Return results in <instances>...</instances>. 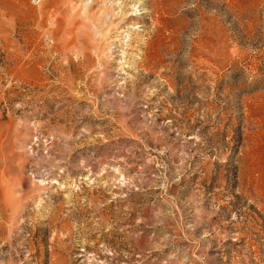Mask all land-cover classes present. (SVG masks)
I'll list each match as a JSON object with an SVG mask.
<instances>
[{"label":"rangeland","instance_id":"1","mask_svg":"<svg viewBox=\"0 0 264 264\" xmlns=\"http://www.w3.org/2000/svg\"><path fill=\"white\" fill-rule=\"evenodd\" d=\"M0 264H264V0H0Z\"/></svg>","mask_w":264,"mask_h":264},{"label":"bare ground","instance_id":"2","mask_svg":"<svg viewBox=\"0 0 264 264\" xmlns=\"http://www.w3.org/2000/svg\"><path fill=\"white\" fill-rule=\"evenodd\" d=\"M77 4H78V3H77ZM45 6H46V5H45ZM88 6H89V5H88ZM90 7H91V6H90ZM81 8H82V7H80V9H81ZM75 9L77 10V8H75ZM85 9H86V8H85ZM88 9H89V8H87L86 10H88ZM104 9H105V8H104ZM106 9H107V8H106ZM55 11H56V10H55ZM84 11H85V10H84ZM74 12H75V11H74ZM76 12H77V11H76ZM76 12H75V14H76ZM82 12H83V11H82ZM85 13H86V11H85ZM85 13H84V14H85ZM92 14H93V13H91L90 15H92ZM110 14H111V13H110ZM56 15H57V13H56ZM90 15L88 14V16H90ZM57 16H59V15H57ZM79 16H81V15H79ZM88 16L85 15V17H87V18H88ZM69 17L72 18V16H69ZM85 17H84V19H85ZM54 18H55V17H54ZM54 18H53V19H54ZM71 18H70V19H71ZM89 19H91V18H89ZM81 20H82V19H81ZM86 20H88V19H86ZM54 21H55V19H54ZM68 21H69V19H68ZM90 21H91V20H90ZM81 23H82V22H81ZM67 25H68V24H67ZM75 25H76V24H75ZM83 25H84V24H83ZM68 26H69V25H68ZM70 26H71V25H70ZM72 26H73V25H72ZM72 26H71V27H72ZM85 26H86V25H85ZM79 27H80V26H79ZM79 29H80V28H79ZM82 29H83V26H82ZM67 31H68V29H67ZM80 31H81V30H80ZM54 32H55V31H54ZM62 33H63V32H62ZM80 34H81V33H80ZM75 35H76V34H75ZM78 35H79V34H78ZM78 37H79V36H78ZM69 38H70V36H69ZM76 39H77V38H76ZM76 39H75V40H76ZM66 41H67V40H66ZM77 42H78V41H77ZM78 45H79V43H78ZM75 48H76V47H75ZM24 51H25V50H24ZM72 53H73V52H72ZM28 65H29V64H28ZM28 65H27V66H28Z\"/></svg>","mask_w":264,"mask_h":264}]
</instances>
